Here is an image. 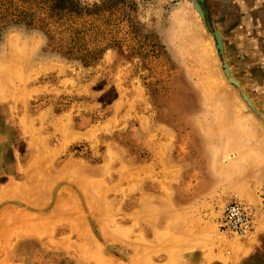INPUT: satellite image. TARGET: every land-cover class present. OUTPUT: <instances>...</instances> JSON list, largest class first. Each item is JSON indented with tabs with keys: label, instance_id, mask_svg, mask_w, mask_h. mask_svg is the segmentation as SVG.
<instances>
[{
	"label": "rangeland",
	"instance_id": "374dc122",
	"mask_svg": "<svg viewBox=\"0 0 264 264\" xmlns=\"http://www.w3.org/2000/svg\"><path fill=\"white\" fill-rule=\"evenodd\" d=\"M120 7L146 49L124 41L88 65L0 20V208L21 214V264H161L175 214L216 226L229 198L256 225L245 195H263L264 0Z\"/></svg>",
	"mask_w": 264,
	"mask_h": 264
},
{
	"label": "trees",
	"instance_id": "16d2710c",
	"mask_svg": "<svg viewBox=\"0 0 264 264\" xmlns=\"http://www.w3.org/2000/svg\"><path fill=\"white\" fill-rule=\"evenodd\" d=\"M13 1L0 0L4 8L0 20L44 30L53 50L86 65L96 61L107 48L121 47L124 41L131 40L127 47L139 53L147 47V37L140 36L124 11L122 15V0H103L93 6H83L80 0H22L21 5ZM131 4L135 5L133 1ZM12 7L16 8L10 10Z\"/></svg>",
	"mask_w": 264,
	"mask_h": 264
},
{
	"label": "crops",
	"instance_id": "0c3cea01",
	"mask_svg": "<svg viewBox=\"0 0 264 264\" xmlns=\"http://www.w3.org/2000/svg\"><path fill=\"white\" fill-rule=\"evenodd\" d=\"M262 11L259 10L256 13L258 20H261ZM263 147L264 143L259 142L260 167L264 159ZM259 175H262L259 176V190L263 195H254L251 189L245 195V200L257 209L256 225L247 239L220 241L217 237L216 223L214 222V225L212 223L207 224L202 218L204 216H202V213L199 216H193L190 212L177 213L172 217V219L178 221L176 227L171 232L170 239L167 240L165 245L162 244L161 246L162 249L166 250L165 261L161 264L189 263L191 261L189 256L196 252L201 253L199 264H264V168L259 172ZM7 194L9 192H4L0 188V206L3 198H7ZM8 197L13 196L9 195ZM3 208H0V216H9V213H12L14 218L11 223L4 224L3 229L0 227V264H21L17 260L16 248L17 238L20 234L12 235L13 233H11L12 227L17 229V226L20 225L17 220L21 214L15 209L10 210V212ZM225 248L230 253L228 256L225 255L223 250Z\"/></svg>",
	"mask_w": 264,
	"mask_h": 264
},
{
	"label": "built area",
	"instance_id": "2783aa9c",
	"mask_svg": "<svg viewBox=\"0 0 264 264\" xmlns=\"http://www.w3.org/2000/svg\"><path fill=\"white\" fill-rule=\"evenodd\" d=\"M254 226V209L237 198H229L217 217L218 237L222 239H246Z\"/></svg>",
	"mask_w": 264,
	"mask_h": 264
},
{
	"label": "water",
	"instance_id": "95a60500",
	"mask_svg": "<svg viewBox=\"0 0 264 264\" xmlns=\"http://www.w3.org/2000/svg\"><path fill=\"white\" fill-rule=\"evenodd\" d=\"M215 38H216L217 42L220 41V40L218 39V36H217V35H215ZM218 47H219V46H218Z\"/></svg>",
	"mask_w": 264,
	"mask_h": 264
}]
</instances>
